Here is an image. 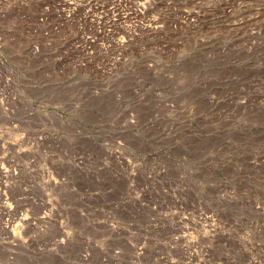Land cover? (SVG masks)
I'll list each match as a JSON object with an SVG mask.
<instances>
[{"label": "rangeland", "instance_id": "374dc122", "mask_svg": "<svg viewBox=\"0 0 264 264\" xmlns=\"http://www.w3.org/2000/svg\"><path fill=\"white\" fill-rule=\"evenodd\" d=\"M0 169V264H264V0H0Z\"/></svg>", "mask_w": 264, "mask_h": 264}, {"label": "bare ground", "instance_id": "6f19581e", "mask_svg": "<svg viewBox=\"0 0 264 264\" xmlns=\"http://www.w3.org/2000/svg\"><path fill=\"white\" fill-rule=\"evenodd\" d=\"M0 170H1V169H0ZM1 172H3V171H1ZM1 172H0V175H2V174H3V173H1ZM4 174H5V173H4ZM4 174H3V175H4ZM5 177H6V174H5ZM1 183H2V182H1ZM4 186H6V185H4ZM5 188H6V187H5ZM0 189H1V188H0ZM2 189H3V188H2ZM3 207H6V204H4V206H3ZM7 207H8V206H7Z\"/></svg>", "mask_w": 264, "mask_h": 264}]
</instances>
